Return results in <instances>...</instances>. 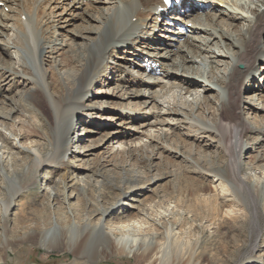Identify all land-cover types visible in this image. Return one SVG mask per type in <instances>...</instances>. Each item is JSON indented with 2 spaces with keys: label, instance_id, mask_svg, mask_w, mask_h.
<instances>
[{
  "label": "bare ground",
  "instance_id": "obj_1",
  "mask_svg": "<svg viewBox=\"0 0 264 264\" xmlns=\"http://www.w3.org/2000/svg\"><path fill=\"white\" fill-rule=\"evenodd\" d=\"M44 1L0 0V127L4 130H0V162H4L8 156H11L8 145L12 136L18 139L17 141L20 144L19 151L24 153V155L30 156V159L26 160L27 163L23 164L24 167L22 166L21 172L19 170L15 171L19 172L16 175L17 178L12 179L14 175H10V178L7 179L6 200L0 202V216L3 220H7L11 208L14 206L15 199L22 196L26 189L34 186L40 176V171L44 170L47 166H63L67 163L66 158L69 148L73 144L86 141L88 142V145L85 146L87 148L77 153L82 158L76 161L80 163L79 166L83 170L94 171L91 176H87L82 182L85 186H90L91 178L98 177V179H92L93 185L98 191L97 197L101 198L106 193L111 194L115 190L119 194V200L108 208L96 207L91 212L84 210L80 223L73 220L72 209L69 206L68 208L64 207V212L61 214H49L48 212L39 211L36 214L46 217L47 227L40 225V228L36 231L29 229L22 238L28 240L37 234L36 238H34L41 247L49 251L59 247H64L69 252L76 250L77 256L86 262H90L92 260L91 256L99 252L120 253L127 257L147 253L150 255L149 259H158L159 257H156V255L162 252L158 243L155 241L141 243L135 237L137 236L135 233L141 230L140 223L132 225L127 223L123 225L120 223L107 224V219L116 215L117 210L122 206V200L128 199L131 194L140 192L137 189H149L150 184L159 179V177L144 178L134 171L132 175L127 176L121 173L119 183H117L111 179L114 178L111 173L108 174L109 177L103 176L108 171L107 157H101L102 159L98 160L99 163L96 165L92 163L97 157L95 152L106 144L105 138L111 141L115 137L121 138V140L124 137L121 134L122 132L108 131L109 129H106L104 123L98 125L97 122L119 120L118 113L125 110L123 108L131 104V101L134 100V95L139 93V91L127 92L123 88L124 85H133L135 81H141V84L145 83L143 80L137 78L126 79V77H123L124 79L120 84H115V88L111 91H106V94H110L111 96L105 97L104 101H92L91 104L88 99L91 95L89 93L94 92L95 84L103 81V78L105 81L108 75L106 74L108 68L103 66L102 60H107V55L113 49H118L119 45H122L127 50V47L133 44V42L127 44V41L137 31L138 33L140 32L138 40L143 44L140 45V48L145 47L148 52L144 56H130L131 58L133 57L132 64L134 67L139 65L135 61L143 59L145 56L156 64H159L157 61H159L160 57H166L168 60L171 59L174 53L173 51H169V46L165 42L159 41V37H156V28L160 27L159 31H161L165 28L163 26H175V23H168V20L179 21L177 20L179 14L185 17L189 16L197 11L199 7H202V5L194 3L201 0H181L180 5L172 8L171 11L168 9L169 6L166 5L167 0H46L52 4L50 9L51 15L45 14L44 7L46 5H42ZM217 1L223 4L222 7L216 5L213 7L220 17H224L222 20V31L214 29L215 26L211 23L215 16L213 14H205L204 17L197 16L193 18L192 23H195L198 27H190L188 30L192 33L204 32L222 42L225 39L228 43L232 42L234 50L229 49L228 52L230 54L226 55L227 51L224 50L219 51V56H217V58L231 60V64L228 65L227 71L224 73L220 71L217 74V69H215L216 67L214 68L216 62L209 60L212 59L211 57H208L209 59L206 57L200 59V64L205 65L209 69V74L212 76L211 79H207V71L200 73L201 71L197 70L196 74L201 78L200 81L186 80L185 78L179 80L181 84L179 86L180 91L175 96H172L171 106H168L163 115H180L188 127L186 135L197 141L198 145L196 147L207 148L208 146H215L217 148L219 151L218 155L211 157L209 163L206 165L198 166L202 171L212 172L213 177L218 178L221 177L219 173H224L222 170L225 169V166L232 167V171L228 174V177H231L230 181L232 185L236 187L241 198H243V204H240L237 200L235 201L240 207L239 210L243 211V213L242 216H238L232 208H229L224 212V217L236 223L238 230H242L246 223L251 224L253 229L258 230L259 212L264 211V206L259 204V201L263 197L264 179L256 177L245 181L239 174L243 170V160L246 158L245 150L249 152L250 149L255 153L253 156L255 162L264 161V150H261V154L260 152H255L256 145H260L264 138V117H262L263 121L258 122L254 127H247L245 115L243 114L244 108L239 109V102L247 82L249 83L251 80L252 68L255 62L259 60L264 46V0L255 1L258 6L256 9L247 5H240L238 0ZM208 8H210V5ZM88 9L92 11V14L86 13ZM160 9H163L162 13H160ZM64 10L67 11V14L65 16L60 15V12ZM171 13L177 14L170 16ZM238 13L239 15L241 14L239 19H235ZM71 16H76L81 24L72 25L71 19L69 20ZM207 17L211 18L210 21ZM153 19L152 25L148 24V21L150 22ZM225 19L236 24L242 23L241 28L234 31L236 25L225 22ZM66 25L69 28L70 26H75L74 28H77L80 32V35L77 34V37L86 41L85 44H87L85 47V45L83 46L79 42L77 45L85 48L81 49L78 46L69 55H66L65 51L68 52L75 45L68 43L69 35L56 33L54 37H51L53 34L51 33L50 37H47L51 27L52 29H60L63 32L67 31L69 33V28H65ZM146 25L151 26L148 27L147 31L141 33L142 27L145 26L147 28ZM116 43L119 45H115ZM136 49L137 46L133 50ZM187 49V54L192 52L194 54H201L200 51L196 52L192 47L189 48L188 46ZM149 51H153L155 55ZM162 51H165L164 55L160 54ZM189 58L185 54L177 58L178 63L175 64V67L181 71L185 64L190 62ZM55 60H57L56 63ZM48 63H50V69L47 68ZM186 70H188V73L191 70L195 72L193 68H186ZM121 71L125 70L121 68ZM162 74L167 79H172V82L168 85L169 89L174 88L177 76L165 72H162ZM250 83L253 85L255 81H251ZM11 86L18 88V91L15 92L20 95L19 99L6 98L5 93ZM254 88V85L251 86V89ZM198 90L203 92L215 90L217 94L212 99L214 106L209 108L212 110V117L209 121L194 119L192 113H190L194 106H200L201 102L207 100V98L204 97L200 102L195 98L191 103L184 100L185 96L183 97V95L190 94L191 96L194 91L196 93ZM140 96L143 95L140 93ZM149 98L151 100L150 103L155 101L154 97L149 96ZM181 101H185L184 104L188 105L189 111L187 110V113L180 111ZM260 101L264 103V98H260ZM41 104H43V107ZM146 104L147 102H144V105ZM21 106L26 107L27 110L22 111ZM99 107L98 111L103 110L104 113L110 110H118V113L110 115V118L97 115L94 119L91 118L85 121L84 117H88ZM259 107L264 108V105H259ZM76 109L80 111L76 112ZM85 110L88 113L84 114L85 112L83 111ZM255 110L250 109L249 111L256 114ZM23 112L32 115L30 116L31 119L39 121L42 125L44 143H33L32 137H29L30 134L33 135L37 131L36 125L28 128L27 136L30 140L28 139L27 141V137L24 136L25 138H23L22 134L16 135L14 128L18 122L13 121L12 118L24 114ZM75 112L79 122L85 121L86 125H91L90 127L87 125L79 135L90 137L91 134L100 135L99 130H101L100 125H102L105 127L103 130L108 131V133L103 134V140L98 138L90 141V137H73L77 122L75 120ZM82 114L84 115L81 117ZM158 117L160 120L158 121L156 117L153 124L156 125V123L159 124L161 121H166L165 119H161V114L159 113ZM6 120L10 122L8 123ZM129 121L132 123L136 122L132 117H129ZM20 126H22L21 123ZM146 132L144 137L148 139V144H144L141 140L122 142L119 139L116 143L118 145L122 143L125 148L116 154L119 157L122 156L138 162L139 160L149 161L152 159L150 156L154 155L153 157H156L157 154H168L179 157V149H182L185 145H189L187 142H176V145H173L172 148L158 139V137L162 138L161 136L162 134L165 135V132L158 137L149 134L150 131ZM21 139L25 140L24 144H21ZM214 139L217 140L215 141ZM153 140L157 145L153 146L150 143ZM191 146L193 147V144ZM135 152L139 153L136 154ZM92 156L94 158L89 159ZM136 156H138L137 159ZM217 163H221V165L218 167ZM122 166L125 167V164H119L118 168ZM250 169L255 170L254 168ZM224 174L227 176V173ZM253 179L257 183H254ZM140 183H145L144 185L146 186L140 187ZM58 188L61 191L59 189H51L46 194V197L51 198L52 203L55 205L57 203L60 205L59 196H63L67 200L65 196V182H60ZM226 192H229V189ZM222 199L226 202L224 198ZM212 210L217 211L218 208L213 207ZM87 213L89 214L88 217H86ZM94 214L99 215L100 218L93 225L89 222V217ZM62 218L68 220V223L66 220L64 223H61ZM165 218L166 216L163 215L162 219L166 220ZM172 229L173 227H167L165 230L166 234L168 232L172 233ZM124 232L128 233L125 234ZM115 233H120V235L115 236ZM1 236L2 248L5 249L8 240L5 233H2ZM256 247L263 246L258 245ZM158 264L161 263L159 262Z\"/></svg>",
  "mask_w": 264,
  "mask_h": 264
},
{
  "label": "rangeland",
  "instance_id": "obj_2",
  "mask_svg": "<svg viewBox=\"0 0 264 264\" xmlns=\"http://www.w3.org/2000/svg\"><path fill=\"white\" fill-rule=\"evenodd\" d=\"M255 1L256 0H238V3L256 9L258 6ZM194 3L202 5V7H199L197 11L187 17L179 14L180 18L177 16V20L179 21H172V19H169L168 23H175V26H163L165 28L161 31H159L161 29L160 27L156 28V37H159V41L165 42L166 45L169 46V51H173L174 53L169 60L166 59V57H160L159 61H157L160 65L153 63L152 60H148L146 56L143 59L135 61V63L139 64L138 66L134 67L132 64L133 57L131 58L130 56H144V54L148 52L145 47L140 48V45L143 44L138 40V36H140V32L138 33V31L132 36L133 38L131 37L127 41V44L133 42V44L127 47V50L124 49L122 45L118 43L115 44L119 45V48L113 49L110 54L107 55V60H102L103 66L108 68L106 73L108 75L105 81L103 78V81H99L95 84L94 92L89 93L91 95L88 101L92 104V101L100 102L104 101L105 97H110L111 95L106 94V91H111L115 88V84H120L124 79L123 77H126V79L137 78L143 80L145 84H141V81H135L133 85H124L123 88L127 92L139 91V93L134 95V100L131 101V104L127 107L123 108L125 110H122L121 113H118V110H110L104 113L103 110L98 111L100 109L99 107L88 117H84L86 121L91 118L94 119L97 115L110 118V115L118 113L120 118L119 120L116 119L111 122L106 120L97 122L98 125L104 123L106 129H109L108 131H120L124 136L122 140L118 137H115L111 141L105 138L106 144L103 145V148L95 152L97 157L95 156V160L92 161L95 165L99 163L103 157H107L106 160L109 163H107L108 171H106L103 176L109 177L108 174L111 173L114 176V178L111 179L117 183H119L122 174L124 176L132 175L134 171L144 178L159 177V179H156L150 184V188L147 190H145V188H140L145 184L140 183V189H137L140 192L131 194L128 199L122 200V206L119 208L120 210L118 209L119 211L117 210L116 215L107 219V224L120 223L123 225L127 223L132 225L134 223H140L141 230L138 232L139 234L135 233L137 235L135 237H137L141 243L148 241H155L158 243L162 250L161 253L156 255V257L158 256L159 258L151 260L149 259L150 255L147 253L134 257H127L120 253L99 252L91 256L92 260L90 262H86L84 259H80L77 256L76 250L74 252H69L64 247H59L49 251L41 247L35 239L37 234L34 235L35 238L30 237L28 240L22 238L29 229L36 231L40 228V225L47 227L46 217H41L36 214L39 211L48 212L49 214H61L64 212V207L68 208L69 206V208L72 209L73 220L80 223L84 210L91 212L95 210L96 207L108 208L119 200V194L115 190H113L111 194L106 193L101 198L97 197L98 191L93 185L92 179H98V177L91 178L90 186H85L82 182L84 178L91 176L94 171L83 170V168L79 166L80 163L76 161L82 158L81 155L77 153L87 148L85 146L88 145V142L83 141V143L73 144L71 148H69L66 164L63 166H47L44 170L40 171V176L34 186L26 189L22 196L15 199L14 206L11 208L7 220H3L0 216V264H158L159 262L161 264H264V211L259 212L258 230L253 229L249 223H246L242 230H238L236 223L224 217V212L229 208H232L238 216H242L243 213V211L239 210V205L235 203L237 200L240 204H243V198H241L236 187L232 185L230 181L231 177H228V174L232 171V167L229 168L225 166V169L222 171L227 173V176H225L224 173H219V175H221L220 178L213 177L212 172L202 171L198 165L204 166L209 163L211 157L218 155L219 151L217 148H215V146H208L207 148L196 147L198 143L194 141L193 138L188 137L189 135H186V133H188V127L180 115H163L168 106H171L172 96H175L180 91L179 86H181V84L179 80L185 78L186 80L200 81L201 78L196 74L197 70H200V73L207 71V79H211L212 76L209 74V69L206 68L205 65L202 64V66L200 64V59H204L205 57L209 59L208 57H211L212 59L209 60L216 62L214 68L216 67L217 74H219L218 72L220 71L223 73L227 71L228 65L231 64V60H224L219 57L217 58V56H219V51L224 50L227 51L226 55L230 54V52H228L229 49L232 51L234 50L232 42H230L231 46L226 39L222 42L219 39L212 38L204 32L192 33L188 30L190 27H198V25L192 23L193 18L197 16L204 17L205 14H213L215 16L211 23L215 26L214 29H219L221 32V27H223L222 20L224 17H220L213 7L214 5L222 7L223 4L217 0H201ZM44 4L46 5L44 7L45 14L51 15L52 12H50V9L52 4H50V1L46 0L42 5ZM209 5L210 8H208ZM86 13L92 14V11L88 9ZM66 14V10L60 12L62 16ZM176 14L177 13H171L170 16ZM240 15L238 13L235 19H239ZM207 18L210 21L211 18ZM70 19L72 25L77 23L81 24L76 16H71L69 17V20ZM164 21H166V19H164ZM224 21L236 25L234 31L241 28L242 23L236 24L235 22H229L227 19ZM153 22L154 19L150 22L148 21V24L150 23L152 25ZM149 26H147V28L145 26L142 27L141 33L147 31ZM74 27L75 26H70L69 28L68 25L65 26L66 29L69 28V33H67V31L63 32L60 29H52L51 27L47 35V37H50L51 33H53L51 37H54L56 33L60 35H69L68 43L75 45H73L74 48H71L68 52L65 51L66 55L76 50L79 46L77 45L79 42H81V45L87 46V44H85L86 41L77 37V34L80 35V32ZM45 30L47 31V29ZM81 45L78 48H85ZM136 46L137 49L133 50ZM188 46L189 48L192 47L196 52L200 51L201 54H194V52L187 54ZM149 52L155 55L153 51ZM160 54L164 55L165 51L160 52ZM184 54L190 57V62L185 64L180 71V69L175 67V64L178 63L177 58H180ZM53 57L59 58L57 56ZM56 62L57 60H55V63ZM263 64L264 46L259 60L255 62L252 68V76L249 81V83L255 81V84H253L255 88L251 89V86H253L252 83L249 85L247 82L239 102V109L244 108L243 114L245 115V124L247 127L251 128L258 122L263 121L262 117H264V108L259 107V105H264L263 101H260V98H264ZM49 65L50 63L47 64V68L50 67ZM148 65H150V67H148ZM121 68L125 71H121ZM186 68H193L195 72L191 70V72L188 73ZM162 72L177 76L174 82V88L169 89L168 85L172 82V79H167ZM51 74L54 76L53 73ZM158 80H160L159 83ZM163 86L165 87L163 88ZM15 91H18V88L11 86L5 93L6 98L13 100L19 99L20 95ZM140 93L143 96H140ZM214 95H217L215 90L211 92L198 90L196 93L194 91L191 96L190 94L183 95V97L185 96L184 100H187L189 103L193 102L192 100L195 98H197L199 102L204 97L207 98V100L201 102L200 106H194L191 110L190 113H192L194 119H204L206 121L211 119L212 110L209 108L214 106L212 103ZM149 96L154 97L155 101H153V103H150L151 100ZM144 102H147V104L144 105ZM181 102L182 104L179 107L180 111L187 113L189 109V107H187L188 105L184 104L185 101ZM256 104L258 105L256 106ZM41 106L43 107V104H41ZM21 107L22 111L27 110L26 107ZM250 109H256V114L249 111ZM79 111L80 110L76 109V112ZM83 112H85L84 114L88 113L87 110ZM158 113L161 114V119H165L166 121H161V123H156L155 125L153 122L156 117L158 121L160 120ZM84 114H82L81 117ZM21 115L12 118L13 121L18 122L17 126L14 128L16 135L22 134L23 138L26 136L27 141L28 139L30 140L29 137H32L33 143H44V137L42 135L43 127L39 121L31 119L30 116L32 115L26 112ZM129 117H132L136 122H130ZM75 120L77 122L73 137H90L85 135L80 136L79 134L83 132V129L86 128L87 125L88 127L91 125H86L85 121L79 122L77 116ZM6 122L9 123L10 121L6 120ZM20 123L22 126H20ZM33 125H36L37 131H34L35 133L33 132L34 134H30L28 137V128H31ZM100 126V135L91 134L90 141H94L98 138L103 140V134L108 133V131L103 130L105 128L104 126ZM0 130L4 131L1 127ZM146 131H150L149 134L156 137L165 132L166 134H162V138L158 137V139L162 140L164 144L169 147L176 145V142H187L189 145H185L182 149H179V157L168 154H157L156 157H153L154 155L150 156L152 159L149 161L139 160L138 162L133 159H126L122 156L119 157V155L116 154L125 148L122 143L120 145L116 143L119 139L122 142H135L136 140H141L144 144H148V139L144 137L145 133H147ZM17 140L16 137H11L8 145L11 156H8L4 162H0V202L6 200L5 193L6 187L8 186L7 179L10 178L9 176L14 175L12 179H16V175L21 172L24 167L23 164L27 163L26 160L30 159L29 155H24V153L19 151L20 144ZM214 140L216 141L217 139ZM24 141V139H21V144H24ZM105 141L98 142L104 143ZM150 143L153 146L157 145L154 140ZM192 144L193 147H190ZM255 150V152H260L261 154V150H264V138L260 145H256ZM244 152L246 158L243 160V170L239 174L241 178L245 181L249 178L256 177L264 179V161L255 162L253 158L255 153L250 149L249 152L246 150ZM137 157L138 156H136V159ZM93 158L94 156L89 159ZM122 163L125 164V167L122 166L118 168V165ZM216 165L219 167L221 163H217ZM122 168L124 170L120 171L119 169ZM250 168H254L256 171ZM17 170H19V172H15ZM23 181H25V179H23ZM63 181L65 182V196L68 201L65 200L63 196H59L60 205L59 203L55 205L52 203L51 198H48V196L46 197V194L51 191V189H59L60 182L63 183ZM253 182L257 183L254 179ZM228 189L229 192H226ZM59 190L61 191V189ZM222 198H224L226 202L223 201ZM259 204L264 206V189L263 197L259 201ZM213 207L216 209L218 208V210L213 211ZM88 215L87 213L86 217H88ZM163 215L166 216V220L162 219ZM99 218V215H91V217H89V222L94 225ZM65 220L66 219L62 218L61 223H64ZM66 222L68 223V220H66ZM167 227H173L172 233L168 232V234H166L165 230ZM2 233H5L6 239L8 240L5 249L2 248ZM124 233L126 234L128 232ZM114 235L119 236L120 233H115ZM258 245L263 247H256Z\"/></svg>",
  "mask_w": 264,
  "mask_h": 264
}]
</instances>
